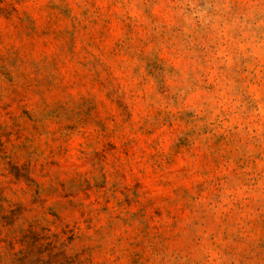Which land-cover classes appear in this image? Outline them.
<instances>
[{
	"label": "rangeland",
	"instance_id": "1",
	"mask_svg": "<svg viewBox=\"0 0 264 264\" xmlns=\"http://www.w3.org/2000/svg\"><path fill=\"white\" fill-rule=\"evenodd\" d=\"M0 264H264V0H0Z\"/></svg>",
	"mask_w": 264,
	"mask_h": 264
}]
</instances>
